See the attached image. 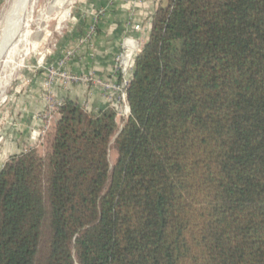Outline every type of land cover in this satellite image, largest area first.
<instances>
[{
	"label": "trees",
	"instance_id": "trees-1",
	"mask_svg": "<svg viewBox=\"0 0 264 264\" xmlns=\"http://www.w3.org/2000/svg\"><path fill=\"white\" fill-rule=\"evenodd\" d=\"M151 26L121 128L68 98L0 168V264H264V0Z\"/></svg>",
	"mask_w": 264,
	"mask_h": 264
},
{
	"label": "crops",
	"instance_id": "crops-1",
	"mask_svg": "<svg viewBox=\"0 0 264 264\" xmlns=\"http://www.w3.org/2000/svg\"><path fill=\"white\" fill-rule=\"evenodd\" d=\"M2 2L3 0H0V5ZM166 5L167 0H83V7L77 13L78 19L74 17L70 24V28L74 26L73 31H69L70 41L61 46L53 63L63 58L66 50L74 48L75 53L66 65L68 72L77 75L94 73L101 81L119 82V77L113 69L114 57L121 50L124 38L136 39L143 48L150 38L154 13L159 7ZM101 8L106 11L96 20L94 15ZM134 24H139L142 30H133ZM94 25L96 30L93 35L87 42L80 44ZM53 63L50 60L48 65ZM45 77L46 72L43 70L34 82L26 84L24 95L20 98L21 104L16 112L22 114L20 126H15L16 130L12 129L6 137L9 141L8 149L11 147V154L23 151L32 133L42 126L37 114L45 108L42 85ZM56 90L58 93L66 94L67 99H72L81 105L87 104L90 111L98 113L108 109L104 89L100 86L86 87L74 84L65 92L58 83ZM14 120L15 117L12 118V121ZM17 140L20 141L19 144Z\"/></svg>",
	"mask_w": 264,
	"mask_h": 264
},
{
	"label": "rangeland",
	"instance_id": "rangeland-1",
	"mask_svg": "<svg viewBox=\"0 0 264 264\" xmlns=\"http://www.w3.org/2000/svg\"><path fill=\"white\" fill-rule=\"evenodd\" d=\"M12 3L13 0H3L2 5H0V38L4 28L5 17L8 14L7 11H9V6H11ZM82 7L83 0H38L33 13L35 22L30 26L32 35L28 40L29 51L26 55L21 54L20 57H18V55L16 56L17 64L21 63V66H19L14 73L11 72L12 74L10 73L11 68L9 67L10 69H7V73H10V81H8L9 83L4 88L3 94L0 92V168L4 166L9 157L13 154H11V147L8 149L9 141L6 137L10 134L12 129L16 130V127L20 126V117L22 114H20V112L16 114L21 104L20 98L24 95L27 85L34 82L36 77L43 70L47 75V70L57 66V62H59L60 59L55 63H53V61L56 59L57 52L60 50L61 46L63 44L66 45V43L70 41L69 31L74 29L73 25L70 28L71 21L74 20V17L76 20L78 19L79 15H77V13ZM66 12H68V14L65 17ZM40 26L44 31L37 38L38 42L35 45L34 40L40 32ZM93 27H95L96 30V26L94 25ZM69 51L71 50H66L65 55ZM50 60L53 66L48 65ZM13 117H15L14 121H12ZM117 123L119 128H121L124 120L117 117ZM19 137L21 138L22 136ZM47 139L48 134L44 142L38 147L34 146L33 149H30V144L27 142L24 149L36 150L39 154H42L47 147ZM19 142L20 141H18L17 144H19ZM116 157L117 150L114 144H111L109 152L111 165L114 164Z\"/></svg>",
	"mask_w": 264,
	"mask_h": 264
},
{
	"label": "built area",
	"instance_id": "built-area-1",
	"mask_svg": "<svg viewBox=\"0 0 264 264\" xmlns=\"http://www.w3.org/2000/svg\"><path fill=\"white\" fill-rule=\"evenodd\" d=\"M106 9L101 8L96 12L95 19L97 20L100 15L105 13ZM135 31H141L139 24L132 25ZM95 32V27H92L86 39L81 40L80 44L87 42L91 35ZM142 50L141 45L136 39L132 37H125L121 46V50L114 57V73L119 77V82L101 81L94 73L86 75L72 74L66 70V65L70 57L75 53V50L67 52L63 58L54 66L47 70V75L43 81V90L45 98V108L37 115L40 119L42 126L34 131L31 135L30 149L34 146H39L44 142L46 135L51 130L56 119L59 117L60 109L67 99L66 94L58 93L56 90L57 84H61V89L67 91L72 85L80 84L91 87L100 86L104 89L108 109L116 112L117 116L126 120L130 114L129 105L127 102V90L132 81L136 57ZM42 68V67H41ZM86 111H90L87 104L82 105ZM23 151H28L24 149Z\"/></svg>",
	"mask_w": 264,
	"mask_h": 264
},
{
	"label": "bare ground",
	"instance_id": "bare-ground-1",
	"mask_svg": "<svg viewBox=\"0 0 264 264\" xmlns=\"http://www.w3.org/2000/svg\"><path fill=\"white\" fill-rule=\"evenodd\" d=\"M37 2L38 0H13L12 5L9 6V11H7L8 14L5 17L4 28L2 27L3 31L0 38L1 93L9 83L8 81H10V73H14V71L19 66H21V63L17 64L16 56L18 55V57H20L21 54L26 55L29 51L28 40L32 35L30 26L35 22V20L33 19V13ZM67 14L68 12H66L65 17L67 16ZM43 31L44 30H42L40 26V32L38 33V36H36L35 34V45L38 42L37 38L41 33H43ZM9 67L11 68V70L8 74L7 69Z\"/></svg>",
	"mask_w": 264,
	"mask_h": 264
}]
</instances>
